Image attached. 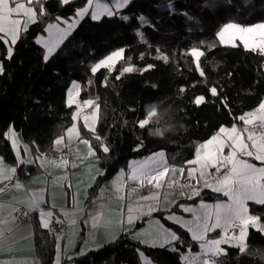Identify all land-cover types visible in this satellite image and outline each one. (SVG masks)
<instances>
[{
    "label": "trees",
    "instance_id": "16d2710c",
    "mask_svg": "<svg viewBox=\"0 0 264 264\" xmlns=\"http://www.w3.org/2000/svg\"><path fill=\"white\" fill-rule=\"evenodd\" d=\"M86 1L41 0L43 15L41 4H33L36 22L21 30L11 59L0 40L4 69L0 74V157L4 161L15 162L7 137L10 129L20 132L33 157L53 151V141L73 122L75 106L66 103L69 80L80 83L81 99H96L94 108L99 106L93 130L79 124L101 169L88 189L87 204L101 184L127 169L131 160L163 151L169 165L186 169L192 165L186 162L193 160L197 143L221 127L239 125L238 117L264 100V55L241 45H215L216 33L226 23L264 22V0H131L113 17L94 21L86 16L45 61L36 37L49 21L70 18ZM141 16L148 23H142ZM193 47L204 52L199 69L189 54ZM118 48L124 52L114 68L101 67L91 75L95 63ZM125 67L134 71L124 72ZM212 87L217 89L215 96ZM201 95L205 102L194 103ZM152 106L158 118L140 128L138 121ZM103 146L109 148L107 153ZM40 171L36 163H20L16 175ZM197 198L212 202L224 196L205 188ZM248 208L264 222V205L248 202ZM157 216L180 238L173 242L178 252L169 246L144 245L131 237V229L82 253L79 239L72 259L67 254L61 264H143L140 252L154 264H184L181 253L187 248L196 250L197 244L182 227ZM29 220L39 264H54V238L41 226L36 211L29 214ZM246 242L244 253L224 245L227 255L218 257L219 264H264V235L249 227Z\"/></svg>",
    "mask_w": 264,
    "mask_h": 264
},
{
    "label": "snow or ice",
    "instance_id": "6c2138e0",
    "mask_svg": "<svg viewBox=\"0 0 264 264\" xmlns=\"http://www.w3.org/2000/svg\"><path fill=\"white\" fill-rule=\"evenodd\" d=\"M70 0H62L63 4L69 3ZM131 0H117L116 7H124L129 4ZM41 4L39 12L41 15L44 14V8L42 6L41 0H0V40L4 43H10L14 45L19 38V32L21 27L24 31L27 30L28 22H36V9L32 7L33 4ZM93 0H87L88 6H91ZM97 9L103 7L107 15H113V11L109 9L106 5L101 6L96 5ZM167 7H171L168 5ZM88 13V7L81 8L77 11V17H83ZM92 18L98 19L100 13L97 11L92 12ZM24 18V19H21ZM59 19V18H58ZM127 19V18H125ZM142 23H148L143 16L139 17ZM49 29L56 27L55 25H49ZM73 24H69L68 28L71 29ZM64 31V30H62ZM232 33L233 37L236 33L241 34H251L258 33L260 37L264 38V23L253 24L248 27H242L237 23H226L224 26L216 33L219 38L220 43H224L226 39V34ZM64 35H67V31H64ZM137 35L143 38V34L139 31ZM64 36H60L58 39L45 42V47L48 50V54L44 56V60L47 61L52 52L57 48V46L62 42ZM245 47H248V41L245 40ZM235 46V45H233ZM252 51H258L261 55H264V41L261 45L255 46L251 49ZM124 49L113 52L111 55L101 60L96 64L92 71L95 72L102 66L110 67L111 62L115 59L122 58ZM195 58V63L197 69L200 68V57L204 55V52L199 50L197 47H193L189 53ZM12 57V48H8V58ZM161 59H167L166 57H160ZM153 67L149 65L148 68ZM148 68L144 69L145 71ZM3 66L0 64V74H3ZM124 72L134 71L133 67H125ZM200 75L204 76V72L201 70ZM210 92L213 96L217 95V89L212 87ZM71 98V93L69 94ZM205 102V97L203 95L198 96L194 99V103L200 104ZM86 105H93L94 101H85ZM99 106L96 105V111L93 112V116L96 115ZM78 115V113H77ZM77 115L73 116V120L77 119ZM158 118V112L156 106H152L148 109L145 118L138 121V126L140 128H145L151 121ZM240 121L243 122L244 127L238 129L233 126L230 130L224 127L219 129L221 134H227V141H230L227 146L232 149V151L227 155L222 156V150L225 147L224 143H221L218 136H213L206 143L201 144L196 149V159L189 160L188 164H198L201 163L203 159L202 167H212L215 172L219 174L215 184L205 182V187L211 188L215 192H222L225 197L228 198V202H217L215 204L201 203L198 209L191 207H186L183 210L185 212H192L194 217L192 220L182 221L180 217L169 216L168 219L173 220L177 224H181L182 227L191 233V238L194 241L200 242L201 253L199 255L188 256L182 255V259L185 264H216V261L220 255H227L226 249L222 248V245L232 244L235 241L234 246L239 248L241 253L246 251L245 240L248 236V228L252 226L257 228L258 231L264 233V224H261V217L257 215H250L248 202L252 201L258 205H264V166L257 167L255 164L250 163L248 160L242 159L239 156H247L255 159L256 161L264 162V102H261L255 111L246 112L238 117ZM87 121V118H85ZM87 127V122L85 124ZM75 125L73 128L69 129V132L75 131ZM157 134L162 135L159 130ZM9 139L12 140L14 147L17 146V138L14 131L10 130L7 133ZM246 136V138H245ZM99 140L100 138L97 137ZM250 142V143H249ZM57 145L61 143V140L55 141ZM83 143L89 144V141L84 140ZM210 145L214 146V152L209 148ZM27 151V149H25ZM103 151L107 153L109 148L103 146ZM89 154H93L91 146H89ZM17 156L19 157V150L17 148ZM39 159V157H38ZM25 161L20 160V163ZM67 159H64L63 165H67ZM74 166V165H73ZM131 167V172L129 174V179L133 181H138L141 187L151 185L156 188L162 186V181L164 177L171 170L172 172L177 171L176 168L170 167L166 164L165 153L160 151L156 154L149 156L145 161L134 163ZM222 169L224 170L222 172ZM4 169L2 167V160H0V182L3 180H11V175H4ZM12 174L15 173L16 169L11 168ZM180 172L184 169L180 168ZM189 172V176H191ZM203 176V173H202ZM119 182V177H118ZM17 189L21 187L19 183L14 185ZM4 189L0 188V192ZM119 191V189H117ZM135 191V190H133ZM194 195H199V190L195 191ZM123 199V197H120ZM191 198V197H189ZM144 200L150 199L145 196L142 197ZM151 199L155 200L157 197L153 195ZM44 197L42 193H33L30 199V210H36L39 208L41 202H43ZM4 205H0V211H2ZM105 205H99L97 211L91 215L92 223L94 226L105 224L104 217ZM153 206H148L147 214H151L154 211ZM15 211H19L16 209ZM140 208H133L132 206H127V221L129 224L133 222V213L137 214L139 218ZM199 213V214H197ZM25 215L27 213H24ZM53 215L51 211L44 212L40 210L41 226L48 228L50 224V218ZM64 215L69 218L72 224L76 223V220L72 218L73 214L65 212ZM6 221H0L4 223ZM156 227L146 231L145 233H137V238L141 235L148 236L150 239L142 241L143 243H150L152 247L164 248L165 245L172 244L173 241H178L180 238L169 229L164 228L159 221L154 222ZM221 229L224 235L219 239H208V234ZM238 230V235H229V233H235ZM7 231L11 232V229ZM5 234V229L0 228V237ZM171 251L178 252L179 249L175 246L170 248ZM143 264H153V262L145 256L143 252L139 253ZM69 260L72 259L71 256L68 257ZM55 264H61V251L60 245H57V254L55 257Z\"/></svg>",
    "mask_w": 264,
    "mask_h": 264
},
{
    "label": "crops",
    "instance_id": "0c3cea01",
    "mask_svg": "<svg viewBox=\"0 0 264 264\" xmlns=\"http://www.w3.org/2000/svg\"><path fill=\"white\" fill-rule=\"evenodd\" d=\"M112 8L116 13L121 11L123 7L117 8L116 4H113ZM261 102H264V100ZM88 106L91 105L83 104L82 109L77 115V120H73L63 136L57 137L53 141L52 152H42L36 157H33L31 154L32 157L30 160L27 159V156L24 154V158L22 159L25 162L23 164L36 163L41 169L40 172L20 177L16 175V171L14 174L8 171L11 168L16 169L20 164L19 159L16 158L12 140L8 138L15 162L9 163L0 157V160H2V167L5 170L4 175H11L12 177L11 185L8 188H3L2 186L5 182L10 180H3L0 182V188L4 189L3 192H0V205H4L3 210L0 211V221H6L0 223V228L5 229L4 236L0 237V264H39L33 250L32 227L29 220V214L34 211L37 212L40 221V210L44 212L51 211L53 215L50 218H45L63 225L61 234L60 231H57L54 235L56 247L55 257L57 254V245L59 244L61 259L67 254H69V256L71 255L79 239V253L98 248L116 239L120 234L131 230L137 222H140L144 218L141 225L137 227V233H143L144 231L153 229L156 227L154 223L156 221H159L164 228L168 229L160 217L157 216L160 211H163L162 201L165 195H159L160 192L156 187L147 185L145 182V186L143 187H152L155 188L156 191L146 195L150 199L144 200L142 197L145 196H138L135 191H133L142 188L140 183L129 179V174L131 172L130 166L134 163L145 161L149 156L160 151L154 152L142 159L129 161L127 169H124L122 174L118 171L111 179L102 183L90 199V203L87 204L88 189L94 183L96 176L101 172L94 154H89L90 145L83 143L85 138L81 136L79 129V124H81L85 128L92 130L83 123L85 117H79L81 111L88 108ZM258 106L250 111H255ZM74 125L76 130L70 133L69 129L73 128ZM233 125L234 124L224 126V128L230 130ZM239 125L244 126L242 121H240ZM214 135L218 136L220 142L225 144L221 156V158H223V156H227L232 151V149L227 146L231 142L227 141V134H221L219 130ZM213 136L206 141L196 144L197 146H195V155L193 159L196 158V149L201 144L210 140ZM18 137V134H16L17 140ZM58 139L61 140L59 145L55 143ZM70 148L78 150L80 152L79 157L75 161L68 160L67 165L60 166L63 165V161L66 159L62 155V152ZM209 148L214 152L213 145H210ZM244 157L247 158L245 160L255 164L257 167L264 166V162L256 161L251 157ZM209 168L210 173L215 170L212 167ZM164 178L167 180V176ZM16 183L21 185L19 189L14 186ZM127 187H129V189ZM117 189H119V191H117ZM34 192L42 193L44 200L40 203L38 209L30 210V199ZM153 195H155L157 199H151ZM121 196L123 199L120 198ZM101 204L105 205V224L94 226L91 215L98 210ZM150 205L153 206L155 210L149 215L147 214V208ZM127 206L141 209L139 218H137L135 212L133 213V222L131 224L127 221ZM16 209H19V211H15ZM65 212L73 214L72 218L76 220L75 224H72L69 218L64 215ZM24 213L27 214L25 215ZM17 214H21L20 221L17 220ZM8 229H11V232L7 231ZM147 238L149 237L141 235L135 240L144 245L151 246L150 243L142 242L148 240Z\"/></svg>",
    "mask_w": 264,
    "mask_h": 264
},
{
    "label": "rangeland",
    "instance_id": "374dc122",
    "mask_svg": "<svg viewBox=\"0 0 264 264\" xmlns=\"http://www.w3.org/2000/svg\"><path fill=\"white\" fill-rule=\"evenodd\" d=\"M97 4H100L101 6L106 5L109 9H111L113 11L112 5L113 4H117V0H93V3H92L91 6H88L87 1H86V3L83 6L77 8L75 14L73 16H71L70 18L66 19V18L58 17L59 19L57 18L55 20L49 21L44 27V32L40 33L35 39V42L38 45H40L41 47H43L44 56L46 54H48V50L45 47V42H51V41H54V40L58 39L60 36H64L62 42L57 46V48L49 56V58H50L53 55V53L60 48L62 43L67 39V37L69 35L72 34V32L76 29L78 24L86 16H89L94 21H100L103 17H113V16H115V12L114 11H113V15H107L106 12L104 11L103 7L97 9V7H96ZM86 6L88 7V13L86 15H84L83 17H77L76 16L77 11L79 9H81V8L86 7ZM32 7H34V6L32 5ZM124 7H126V6H124ZM123 8H121V9H123ZM93 11H97V12L100 13L98 19H93L92 18L91 14H92ZM21 19H24V18L21 17ZM30 23H32V22L29 21L28 25ZM230 23H233V22H230ZM258 23H264V22H258ZM69 24H73V27L71 29L68 28ZM254 24H257V23H254ZM49 25H55L56 27H54L52 29H49V27H48ZM239 25H241L242 27H248V26H251L253 24H247V25L239 24ZM21 30H23L22 27H21ZM21 30H20V32H21ZM62 30L67 31V35H64V31H62ZM20 32H19V34H20ZM245 40L248 41V47H245V43H244ZM262 41H264V38L260 37V35L258 33L244 34L243 36H241V34H239V33H236L234 37H233L232 33H228V34H226V39H225L224 43H220L219 38L216 35L215 45H217V46H233V45L236 46V45H241L245 49H252L255 46L261 45ZM5 46H6V49H7V57H8V48L11 47L12 50H13V45L10 43V38H9V43H7V44L5 43ZM120 49H122V48H118V49L112 51L107 56H105L102 59H100L99 61H97L95 63V65L98 64L101 60H104L106 57L111 55L113 52L118 51ZM189 53H190V51H189ZM192 58H193L194 63H195V58L194 57H192ZM120 59L121 58L115 59L114 61H112L110 67H105V66H102V67H105V68H107L109 70H112L114 68L116 62L118 60H120ZM195 65H196V63H195ZM94 73L95 72H93L92 69H91V75H93ZM70 93H71V98L69 96ZM80 93H81L80 83L78 81H75V80H69V86L67 88V94H66V103L69 104V105H74L75 106L74 115H77V113H79V111L83 107V104H85L84 103L85 101L91 100L90 98L89 99H81ZM83 111L84 110H82L80 114H83L84 115L83 117L87 118V121L85 120V118L83 119V123L86 124V122H87V125H88L87 127H90L93 130L94 127H95L96 119H97V112H96L95 116H93L92 114H93L94 111H96V108H94L90 114H84ZM76 120L77 119H75L74 121H76ZM233 126L238 128V126L235 125V124ZM14 132L16 134H18V136H19L18 140H17V146L14 147V152H15L16 158H18L19 161L23 160L22 158H24V154H25L27 156V159L30 160V158L32 157L31 156V152H30V146L28 144L24 143L20 132H17V131H14ZM17 148L19 150V157L17 156ZM25 149H27V151H25ZM195 159H193V160H195ZM243 159H247V158L244 157ZM166 164L170 167V169L172 167L177 169V171H175V172H172L170 170L169 174L166 175L167 176V180L164 178L163 181L161 182L162 186L160 188H157L158 191L160 192L159 195H161V194L165 195V198L162 201L163 211H160L159 214H160V216L165 218L167 221L182 227L181 224L175 223L173 220L168 219V217L174 215V216L180 217L182 221L192 220L193 217H194V214L192 212H185L183 210L184 208L191 207V208H194V209H198L199 205L202 202L203 203H207V204H215L217 202H228V198L225 197L222 192H217V193H221L224 196V198L220 199V200H217V201H212V202L211 201H204L202 199L197 198L200 195V193H201V191L203 189L207 188V189L212 190L211 188L205 187V182L206 181L208 183L215 184V182L217 180V179H213L211 177L210 168H209L210 166L206 167V168L202 167L203 159L201 160V163L192 164V165L188 166L186 169H184L183 172L179 171V169L182 168V167L175 166V165H169L167 163V160H166ZM123 171H124V169H121V170H119V173L122 174ZM189 172L192 173L191 176H189ZM202 173H203V176H202ZM173 187H179V188L185 187L186 190L185 191H181V190L174 191V190H172ZM197 190H199V195H194L195 191H197ZM189 197H191V198H189ZM249 202H252V201H249ZM197 214H199V213H197ZM249 214L250 215H254V214H252L250 212H249ZM260 223L264 224V222H262V221H260ZM166 227L170 231L174 232L172 228H170L168 226H166ZM182 228L187 232V234L189 236V239L191 241H194L191 238V233H189L186 230V228H184V227H182ZM252 228H254V227H252ZM132 229L133 230L131 231L130 235H132L133 239H136L137 238V231H138L137 229L138 228H134L133 227ZM254 229L257 230V228H254ZM145 232L146 231H144L143 233H145ZM237 234H238V230H237ZM262 234L264 235V233H262ZM223 235H224L223 231L221 229H217V230L209 233L207 238L208 239H219ZM229 235H233V233H229ZM147 239H150V238H147ZM173 242H172V244L166 245V246H169L170 248L173 247L174 246ZM194 242L197 244L196 250H191L190 248H187L181 254L188 255V256L199 255L201 253L200 242L199 241H194ZM234 244H235V241H233L232 244H225V245L234 246ZM245 245L247 246L246 240H245ZM221 247L224 248V245H222ZM180 258L185 264V261L182 259V255H180ZM150 260L154 264V261L152 259H150ZM141 261H142V259H141ZM142 263H143V261H142ZM68 264H73V263H68ZM216 264H219L218 259L216 261Z\"/></svg>",
    "mask_w": 264,
    "mask_h": 264
},
{
    "label": "built area",
    "instance_id": "2783aa9c",
    "mask_svg": "<svg viewBox=\"0 0 264 264\" xmlns=\"http://www.w3.org/2000/svg\"><path fill=\"white\" fill-rule=\"evenodd\" d=\"M97 100L95 99L94 100V104L89 106L88 108H86L83 112L84 114H90L92 112V110L94 109V106L96 104ZM84 115L81 114L79 117H83ZM244 126L242 125H238V129H242ZM62 155L67 159V160H70V161H75L78 156L80 155V152L74 148H70V149H67L65 151L62 152ZM238 157H244V156H239L238 154ZM224 170L222 169V172ZM211 177L213 179H217L219 177V174H217L215 172V170H213L211 172ZM11 185V180L8 181V182H5L3 184V188H8L9 186ZM129 189V187H127ZM172 190L174 191H185L186 188L185 187H182V188H179V187H173ZM156 189L155 188H152V187H142V188H138L135 190V193L136 195L138 196H146V195H149L153 192H155ZM17 220L20 221L21 220V214H17ZM63 230V225L61 223H58V222H55L53 220H50V224H49V227L46 228V232L48 234V236H50L51 238H54V235L56 234L57 231H60V234H61V231ZM233 235H237V231L235 233H233Z\"/></svg>",
    "mask_w": 264,
    "mask_h": 264
}]
</instances>
